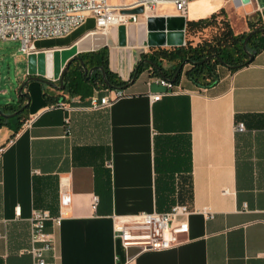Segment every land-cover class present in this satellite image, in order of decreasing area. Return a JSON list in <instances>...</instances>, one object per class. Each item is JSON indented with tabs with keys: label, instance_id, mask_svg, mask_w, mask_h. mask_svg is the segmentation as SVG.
<instances>
[{
	"label": "crops",
	"instance_id": "obj_1",
	"mask_svg": "<svg viewBox=\"0 0 264 264\" xmlns=\"http://www.w3.org/2000/svg\"><path fill=\"white\" fill-rule=\"evenodd\" d=\"M228 7L225 0H191L188 19ZM177 14L170 3L157 12ZM94 28L90 18L69 40L39 45L37 53L70 47ZM249 30L246 23L240 33ZM139 32L134 26L106 35L110 68L123 80L148 50ZM217 73L201 88L183 71L175 93L153 100L165 87L148 68L101 107L90 106L95 90L64 98L61 90L50 101L43 84L50 94L54 87L30 81L31 126L14 138L17 122L0 127V264H33L35 209L62 216L59 225L47 222L56 242L50 264H264V47L249 65L219 64ZM176 203L192 209L181 216L189 226L177 246L140 251L115 235V216Z\"/></svg>",
	"mask_w": 264,
	"mask_h": 264
},
{
	"label": "built area",
	"instance_id": "obj_2",
	"mask_svg": "<svg viewBox=\"0 0 264 264\" xmlns=\"http://www.w3.org/2000/svg\"><path fill=\"white\" fill-rule=\"evenodd\" d=\"M225 1L237 9L252 6V12L259 13L264 22V7H260L258 0ZM165 3L172 4L179 15L188 18L191 0H0V40L18 41L20 51L29 56L38 52L37 41L67 36L90 18L95 20V28L90 34L107 35L113 28L131 30L133 26L144 24L150 16L157 15L159 7ZM138 8H142V12H132ZM170 78L157 77L156 81L165 89L152 94L153 100L176 92ZM124 94V89L120 88L95 89L89 97L90 106L110 105ZM32 120L29 117L23 126H31ZM245 128L244 122H237V131H244ZM64 186L62 182V189ZM70 199L69 195H65L63 203L68 204ZM98 199V195L95 196V206ZM201 211L212 215L209 208ZM190 212L192 209L186 203H176L168 211L115 216V235L126 248L138 246L140 251L169 249L182 242L181 234L187 232L189 222L181 219V216ZM49 220L59 225L62 216L53 217L49 210L33 211L31 223L34 246L30 250L33 264H50L49 255L55 251V238L46 232Z\"/></svg>",
	"mask_w": 264,
	"mask_h": 264
},
{
	"label": "trees",
	"instance_id": "obj_3",
	"mask_svg": "<svg viewBox=\"0 0 264 264\" xmlns=\"http://www.w3.org/2000/svg\"><path fill=\"white\" fill-rule=\"evenodd\" d=\"M221 15H226V10L224 8L219 12L213 13L210 17L189 20L187 24V33L197 32L217 23L218 18ZM221 21L223 22V26H221L219 32L212 39H205L196 45L192 44L190 40H187V43L182 46L155 47L151 48L149 52L143 53L142 58L137 64L139 74L145 69L150 68L154 75H159L158 69L148 62H143L145 58L153 60L160 65L163 68L166 77H173L179 66L187 61V63H191V67L186 71L187 77L201 88H206L218 80L217 66L221 64L217 58H212L199 64L196 63L202 61L207 56L218 54L225 62V65L237 66L235 69L249 65L252 61L248 62L249 56L244 49V40L250 31L263 28L264 23H257L249 20L248 25L250 30L247 32L236 33L226 18H223ZM263 37L264 31H258L255 33L248 41V48L250 50L256 49L257 51H260L264 47ZM90 53L93 54L90 56L89 60H85L86 65H103L107 79L115 87L106 84L102 71L96 72L91 79H88V75L84 74L83 67L78 63L71 68L65 78V88L62 90V98L67 94L71 96L78 94L81 95V97L90 96L95 88H118V86L127 84L131 79L130 78L128 81L123 80L111 70L108 62L109 52L107 46H104L99 50L91 51ZM165 61L173 63L170 68L164 66L163 63ZM133 72L131 76L133 75ZM181 75L182 74H180L177 81L174 83L175 85L179 83ZM28 85L29 83H25L24 90L28 88ZM47 88L48 86L43 84V92L47 98L50 101H53L55 98V100H57L58 97H55V93L50 94ZM25 93V95L20 96L17 105L0 104V108L7 114L17 112L16 115L11 117L0 115V127L6 123L17 122V128L12 138L16 136L21 126L29 118L28 109L30 104H28V101L30 95L27 91H25ZM57 102H59V100L56 101V103Z\"/></svg>",
	"mask_w": 264,
	"mask_h": 264
},
{
	"label": "water",
	"instance_id": "obj_4",
	"mask_svg": "<svg viewBox=\"0 0 264 264\" xmlns=\"http://www.w3.org/2000/svg\"><path fill=\"white\" fill-rule=\"evenodd\" d=\"M258 2L260 7H264V0H258ZM132 12H142V8L132 10ZM188 21V18L179 14L168 16H150L146 22V37H144V32L142 36L143 38L139 41V44L141 47L148 46L149 48L176 47L185 45ZM119 29L121 32L125 30L124 27H120ZM258 31H264V27L250 31L244 40V49L249 56L248 62L253 61L258 53L256 49L250 50L248 48V41ZM106 39V34L104 33L88 34L72 46L64 48L62 50L48 51L47 53L42 51L37 54H30L28 58L31 75L26 82L20 85L18 89L19 97L26 94L24 92L25 83H29L32 80H39L41 82L47 83L54 88L58 87L59 89L63 90L65 88V74L69 70L72 61L75 59H78L80 61V64L83 67L85 73H89L88 78L90 79L91 73L98 67L95 66L89 68L83 59V54L85 52L99 50L100 48L106 46ZM131 41L133 43V40ZM212 58H217L221 62V64H225V62L218 54L207 56L202 61H198L196 63L199 64ZM143 62L150 63L153 67L158 69L159 74L162 77H166L163 68L153 60L145 58ZM186 63L187 61L183 62L179 66L175 75L170 78L172 83H175L180 74L183 73V68ZM137 64L135 66L133 75L130 76L131 79L129 80V82L125 85L118 86V88L126 89L129 85L133 84L138 79L139 71L137 69ZM61 66H63V68H61ZM229 67L233 69L237 68V66ZM100 68L103 70V76L105 78L106 84L108 86L115 87L107 79L104 67L100 66ZM58 79L60 80L59 86L55 82ZM30 101L31 98L29 97L28 104H30ZM16 114L17 112L7 114L0 108V115L2 116L11 117Z\"/></svg>",
	"mask_w": 264,
	"mask_h": 264
},
{
	"label": "rangeland",
	"instance_id": "obj_5",
	"mask_svg": "<svg viewBox=\"0 0 264 264\" xmlns=\"http://www.w3.org/2000/svg\"><path fill=\"white\" fill-rule=\"evenodd\" d=\"M228 5L229 7L226 10V15L219 16L217 23H214L213 25L203 30L187 33L186 40L188 41L190 40L192 44L196 45L205 39H212L219 32L221 26H223V22L221 21L223 18H226V20L230 22L231 26L233 27L236 33H240L243 30V27H246V23H248L249 20H252L257 23L259 22L264 23L260 18L259 13L252 12L253 9L252 6H249L247 9H237L233 7L231 3H228ZM189 17H191V13H189ZM135 27H138L140 31L139 32L140 35L135 36V38L137 41H140L143 38L142 36L146 30V26L139 25ZM81 28L82 26L75 29L69 35L64 37L39 40L36 42V46L39 45L44 46L59 41L69 40ZM114 29L116 30L117 28ZM19 47H20V43L18 41L0 40V104L17 105L19 103V98H20L18 94V89L20 85L23 82H26L29 79V76L31 75L29 74L28 76L26 73L29 64L28 55L20 51ZM150 50L151 48L148 51H145V53L149 52ZM110 60L111 58L109 53V61H108L109 66L111 64ZM163 64L165 67L170 68V66L173 63L165 61ZM190 67H191V63H186L183 68V71H187V69H189ZM95 89L97 90L99 88H95ZM60 91L61 89L57 87L51 89L50 92L57 93Z\"/></svg>",
	"mask_w": 264,
	"mask_h": 264
},
{
	"label": "flooded vegetation",
	"instance_id": "obj_6",
	"mask_svg": "<svg viewBox=\"0 0 264 264\" xmlns=\"http://www.w3.org/2000/svg\"><path fill=\"white\" fill-rule=\"evenodd\" d=\"M93 53H87V52H85L84 54H83V59H84V61L87 59V60H89V58H90V56L92 55ZM78 63H80V61L78 60V59H75V60H73L72 61V63H71V65H70V68H69V70L66 72V74H65V78H66V76H67V74H68V72L71 70V68H73L74 66H76ZM89 68H92V67H95V66H97L98 68H96L92 73H91V78H92V76H94L95 75V73L96 72H99V71H102L103 72V70L100 68V66H103V65H101V64H94V65H92V66H89V65H87ZM84 74L85 75H88V77H89V73H85V71H84ZM174 76V75H173ZM90 78V79H91ZM89 79V78H88ZM56 82V84L59 86L60 85V80H56L55 81ZM50 87V86H49Z\"/></svg>",
	"mask_w": 264,
	"mask_h": 264
},
{
	"label": "bare ground",
	"instance_id": "obj_7",
	"mask_svg": "<svg viewBox=\"0 0 264 264\" xmlns=\"http://www.w3.org/2000/svg\"><path fill=\"white\" fill-rule=\"evenodd\" d=\"M196 1H198V0H196ZM207 2V1H206ZM208 4H209V2H207ZM206 4V3H205ZM193 7V6H192ZM198 7V6H197ZM201 7V6H200ZM202 9V8H201ZM199 10V9H198ZM203 10H205V9H203ZM197 11V10H196ZM196 11H194V12H196ZM200 12L202 11V10H199Z\"/></svg>",
	"mask_w": 264,
	"mask_h": 264
}]
</instances>
